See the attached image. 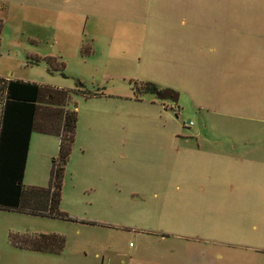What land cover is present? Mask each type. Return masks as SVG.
Wrapping results in <instances>:
<instances>
[{"label":"rangeland","instance_id":"1","mask_svg":"<svg viewBox=\"0 0 264 264\" xmlns=\"http://www.w3.org/2000/svg\"><path fill=\"white\" fill-rule=\"evenodd\" d=\"M0 76L64 88L76 110L68 218L0 209V264H264V178L202 151L264 159V0H0ZM56 151L33 133L25 189L47 186Z\"/></svg>","mask_w":264,"mask_h":264},{"label":"trees","instance_id":"2","mask_svg":"<svg viewBox=\"0 0 264 264\" xmlns=\"http://www.w3.org/2000/svg\"><path fill=\"white\" fill-rule=\"evenodd\" d=\"M40 59L63 66L53 56ZM37 60L38 57L33 61ZM146 87L153 90L154 84ZM75 124V104L68 106L64 88L0 76V209L68 218L58 209V202ZM32 132L55 135L57 151L50 157L47 186L25 189L22 179ZM27 191L32 193L27 196ZM25 202L37 206L29 207ZM8 240L18 248L52 253L59 252L64 243L57 233H11Z\"/></svg>","mask_w":264,"mask_h":264},{"label":"crops","instance_id":"3","mask_svg":"<svg viewBox=\"0 0 264 264\" xmlns=\"http://www.w3.org/2000/svg\"><path fill=\"white\" fill-rule=\"evenodd\" d=\"M239 129H241V128L240 127H237V130H239ZM33 133L34 132H32L31 135H30V140H29V144H28V151H27V155H26V162L28 161V158H29V147H30L31 138H32ZM38 133H40V132H38ZM40 134H45V133H40ZM45 135H50V134H45ZM53 136L55 137V143H56L57 142V137L55 135H53ZM40 140H41V138H40ZM234 145H233V147H236ZM239 145L242 146L243 148L248 147V144L246 142H242ZM252 145L253 144H251V146ZM223 149H224V144L223 143L214 142V143H210V144L207 143V145L205 144V148L202 149V151H204V154H207V156H209V157L216 158L217 155H218V160L221 159V156L223 158L226 157L228 159L230 158L231 160H233L234 161V164L232 166L230 164V166H229L230 167V170L231 171L233 170L232 177L248 176V174L250 173V170L256 169L258 171V173H257V175L255 177H257L259 175V176H262L260 178H264V159L260 160V159L254 158V157L246 156V155H244L242 153H234V155H232L231 153L224 154L223 153L224 152ZM26 162H25V164H26ZM255 164H259V166L258 165H255ZM263 191H264V189H263ZM253 192L254 191L252 190L249 193H253ZM234 193H235V191H234ZM236 193H238V192H236ZM262 210L263 209L260 208L258 210L250 211V212H261ZM248 213H249V211H248ZM252 214L251 215H248V214L243 215L242 214L240 216V218L241 219H250V220H253L257 216L256 215L253 216Z\"/></svg>","mask_w":264,"mask_h":264},{"label":"water","instance_id":"4","mask_svg":"<svg viewBox=\"0 0 264 264\" xmlns=\"http://www.w3.org/2000/svg\"><path fill=\"white\" fill-rule=\"evenodd\" d=\"M158 97H165L167 95L171 96V99L175 101L177 99L178 93L169 87L162 88L161 90H156Z\"/></svg>","mask_w":264,"mask_h":264},{"label":"flooded vegetation","instance_id":"5","mask_svg":"<svg viewBox=\"0 0 264 264\" xmlns=\"http://www.w3.org/2000/svg\"><path fill=\"white\" fill-rule=\"evenodd\" d=\"M156 94V93H155ZM157 95V94H156ZM158 96V95H157ZM165 97H170L171 98V96L170 95H167V96H165Z\"/></svg>","mask_w":264,"mask_h":264}]
</instances>
